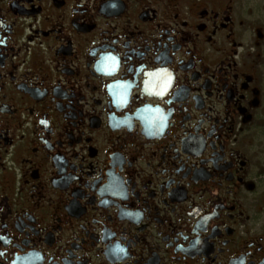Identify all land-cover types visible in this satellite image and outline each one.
I'll return each instance as SVG.
<instances>
[{"label":"flooded vegetation","instance_id":"af4514ba","mask_svg":"<svg viewBox=\"0 0 264 264\" xmlns=\"http://www.w3.org/2000/svg\"><path fill=\"white\" fill-rule=\"evenodd\" d=\"M0 264H264V0H0Z\"/></svg>","mask_w":264,"mask_h":264}]
</instances>
